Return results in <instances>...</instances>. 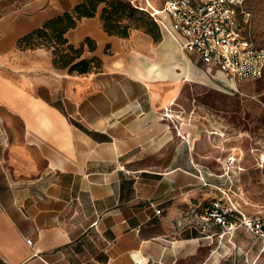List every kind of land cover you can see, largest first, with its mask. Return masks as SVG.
<instances>
[{
	"label": "crops",
	"instance_id": "0c3cea01",
	"mask_svg": "<svg viewBox=\"0 0 264 264\" xmlns=\"http://www.w3.org/2000/svg\"><path fill=\"white\" fill-rule=\"evenodd\" d=\"M83 1L0 0V264H264V241L243 228L219 236L205 219L212 195L262 215L210 195L174 121L183 87L210 69L160 28L156 42L108 35L103 4L64 34L74 62L95 58L98 70L70 74L52 48L18 46ZM124 1L148 12L165 2Z\"/></svg>",
	"mask_w": 264,
	"mask_h": 264
},
{
	"label": "rangeland",
	"instance_id": "374dc122",
	"mask_svg": "<svg viewBox=\"0 0 264 264\" xmlns=\"http://www.w3.org/2000/svg\"><path fill=\"white\" fill-rule=\"evenodd\" d=\"M245 9L250 18L244 30L264 47V0H246ZM186 54L205 68L195 55ZM206 75L210 80L186 85L173 102L176 126L183 124L191 133L189 148L196 166L209 175L210 195L219 193V188L228 195L224 201L242 204L263 217L264 73L259 79L242 82L216 69L207 70ZM179 130L176 141L183 140Z\"/></svg>",
	"mask_w": 264,
	"mask_h": 264
},
{
	"label": "built area",
	"instance_id": "2783aa9c",
	"mask_svg": "<svg viewBox=\"0 0 264 264\" xmlns=\"http://www.w3.org/2000/svg\"><path fill=\"white\" fill-rule=\"evenodd\" d=\"M245 2L165 0L161 11L148 13L161 30L178 41L183 51L195 55L205 68L242 82L259 79L264 73V47L255 44L244 30L250 18ZM160 13L167 15L169 23L158 17ZM204 217L220 228L219 236L243 228L264 241L263 217H245L221 200H213ZM26 243L31 244V240Z\"/></svg>",
	"mask_w": 264,
	"mask_h": 264
},
{
	"label": "trees",
	"instance_id": "16d2710c",
	"mask_svg": "<svg viewBox=\"0 0 264 264\" xmlns=\"http://www.w3.org/2000/svg\"><path fill=\"white\" fill-rule=\"evenodd\" d=\"M101 4L104 7L99 14L100 25L108 35L125 39L132 30H139L150 35L154 42L158 40L159 26L145 9L130 5L124 0H84L70 11L48 20L41 28L20 39L18 46L52 48L54 67L67 68L70 74L83 75L98 70L100 61L95 58L74 62L80 49L67 45L64 34L74 28L81 19L94 17Z\"/></svg>",
	"mask_w": 264,
	"mask_h": 264
},
{
	"label": "bare ground",
	"instance_id": "6f19581e",
	"mask_svg": "<svg viewBox=\"0 0 264 264\" xmlns=\"http://www.w3.org/2000/svg\"><path fill=\"white\" fill-rule=\"evenodd\" d=\"M190 139V138H189ZM191 140V139H190Z\"/></svg>",
	"mask_w": 264,
	"mask_h": 264
}]
</instances>
